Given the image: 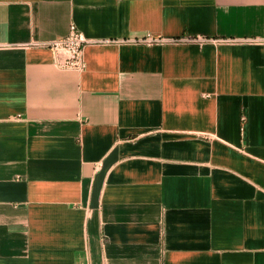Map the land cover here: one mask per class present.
I'll return each instance as SVG.
<instances>
[{
    "label": "crops",
    "instance_id": "crops-1",
    "mask_svg": "<svg viewBox=\"0 0 264 264\" xmlns=\"http://www.w3.org/2000/svg\"><path fill=\"white\" fill-rule=\"evenodd\" d=\"M105 42L83 70L49 47ZM146 33L206 35L149 45ZM264 0H0V264H264Z\"/></svg>",
    "mask_w": 264,
    "mask_h": 264
},
{
    "label": "built area",
    "instance_id": "built-area-1",
    "mask_svg": "<svg viewBox=\"0 0 264 264\" xmlns=\"http://www.w3.org/2000/svg\"><path fill=\"white\" fill-rule=\"evenodd\" d=\"M209 39H214L206 35H180V36H162L153 33H146L141 37L130 39L134 42L146 43L149 45L169 42H198L203 43ZM246 41H264V39L247 38ZM105 42L88 37L74 22L70 24L69 31L58 38L48 41H38V46L49 47L54 53V59L57 66L66 69L83 70L87 63L84 50L88 44Z\"/></svg>",
    "mask_w": 264,
    "mask_h": 264
}]
</instances>
